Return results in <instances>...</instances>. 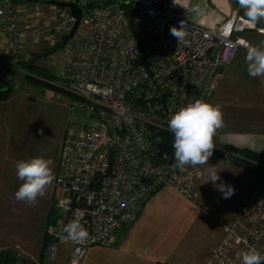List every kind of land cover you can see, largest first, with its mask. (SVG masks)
Returning <instances> with one entry per match:
<instances>
[{
	"label": "built area",
	"instance_id": "obj_1",
	"mask_svg": "<svg viewBox=\"0 0 264 264\" xmlns=\"http://www.w3.org/2000/svg\"><path fill=\"white\" fill-rule=\"evenodd\" d=\"M52 1L0 0V70L30 75L72 98L52 182L53 219L43 233L50 238L45 258L54 260L58 245L69 244L70 262L78 264L89 247L117 244L157 191L197 199L201 165L172 167L167 121L197 99L210 102L236 52L253 46L246 34L264 36V19L249 24L238 0L211 28L178 16L172 0H56L81 9L83 30L63 42L61 64L46 76L20 63L71 31L75 17ZM182 21L186 35L178 42L170 29ZM77 108L89 113L87 122L73 116ZM242 201L204 264H242L250 248L264 255V176ZM76 219L87 239H67L64 228ZM16 257L12 264H42Z\"/></svg>",
	"mask_w": 264,
	"mask_h": 264
},
{
	"label": "crops",
	"instance_id": "obj_2",
	"mask_svg": "<svg viewBox=\"0 0 264 264\" xmlns=\"http://www.w3.org/2000/svg\"><path fill=\"white\" fill-rule=\"evenodd\" d=\"M171 6L172 11L178 16L189 19L203 28H211L228 17L233 3L231 0H175L174 4L172 0ZM246 36L250 38L253 46H260L264 42V36L255 32H249ZM246 53L247 49H239L236 52L209 102L221 105L224 119V125L217 130L213 143L214 147L230 145L247 148L264 156V76L257 78L249 76L245 61ZM13 76L14 74L0 70V91L8 87L13 91L8 82L10 80L13 83ZM1 101L3 100L0 99ZM1 135L0 184L4 165L11 161L15 162L16 158L12 157V143L9 142L12 136L10 133ZM213 165L217 171L226 170L228 175L236 173L237 176H241L243 173L249 184L248 188L259 181L257 175L238 169L227 162ZM207 167L201 165L199 177L202 179L199 182L204 180L203 187L209 184L205 183L208 179ZM162 190L164 189L149 198L137 220L129 228L121 230L117 244L111 247L98 245L89 247L78 264H204L210 251L222 238L223 223L219 224L218 229L213 230V238L206 240L204 235L199 239L197 237L199 230L193 229L190 225L191 221L195 222V216L198 215L193 211V203L183 197V199L179 197L182 201H173L170 196L162 195ZM249 190L245 189L240 200ZM234 213L232 214L235 215ZM52 219L53 217L50 221ZM0 250H3L2 245ZM70 251L71 245L59 244L55 259L51 261L44 256L41 263L71 264Z\"/></svg>",
	"mask_w": 264,
	"mask_h": 264
},
{
	"label": "rangeland",
	"instance_id": "obj_3",
	"mask_svg": "<svg viewBox=\"0 0 264 264\" xmlns=\"http://www.w3.org/2000/svg\"><path fill=\"white\" fill-rule=\"evenodd\" d=\"M50 2L51 0H47ZM83 26H79L73 38L75 41L80 38ZM253 36V34H249ZM50 44L34 47V53L41 52ZM61 51H53L46 56H39L35 59L38 66L44 69L53 70L59 64L57 61ZM24 74L14 73L9 85L13 91H10L9 97L0 102V134L10 133L12 139L13 155L16 157L15 162L5 164L2 169V182L0 184V246L7 254H18L25 257H39L41 245L44 238L45 226L51 222L52 201V184L48 187L46 194L39 197L36 203L29 206L26 202H17L14 198L22 181L18 180L16 175V163L21 160H27L33 157L42 156L50 158L53 161L51 165L54 176L57 170V161L61 149V144L66 133V119L68 107L72 98L65 93L56 92L43 86L29 85L24 80ZM54 89V88H53ZM56 90V89H55ZM58 91V90H57ZM73 116L77 119H83L87 122L89 113L85 108H77ZM8 117V118H7ZM42 130V132H41ZM1 135V136H2ZM8 135V134H7ZM6 135V136H7ZM215 148H218L215 146ZM214 148V149H215ZM224 148V147H220ZM231 162L223 159L219 154L213 151L208 163ZM208 166V165H207ZM241 168L244 171L253 173L258 176V183L251 187H256L262 180L264 171L257 173L252 170ZM219 172V171H218ZM238 172V171H237ZM228 175L226 170H220V180L216 183H225L231 185L235 191L230 198H223V194L209 182L203 187V181L197 184L198 197L192 202L193 211L198 215L195 216V222H190L193 229H198L197 237L200 239L205 235L206 240L213 238V230L218 229L220 223H226L232 220L238 211L245 189L249 190V184L246 176ZM162 195L170 196L173 201H182L181 196L169 189L161 191ZM180 197V198H179ZM183 199V198H182ZM240 200V203H239ZM196 202V203H195ZM235 212V213H234ZM234 213L235 215H233ZM233 215V216H232ZM49 216V220L48 219ZM193 223V224H192Z\"/></svg>",
	"mask_w": 264,
	"mask_h": 264
},
{
	"label": "clouds",
	"instance_id": "obj_4",
	"mask_svg": "<svg viewBox=\"0 0 264 264\" xmlns=\"http://www.w3.org/2000/svg\"><path fill=\"white\" fill-rule=\"evenodd\" d=\"M175 4V0H173ZM241 7L246 9V16L251 25L264 19V0H238ZM196 11L197 9H193ZM171 34L178 42L186 35L184 22L179 28L172 27ZM247 71L253 78L264 76V42L260 46H247L245 57ZM168 129L174 134V158L173 168L183 169L185 166L208 165L205 183L211 182L223 198H230L235 189L228 184L216 182L220 180L219 172L215 165L208 163L214 151L213 137L217 130L224 125L223 112L220 104H212L201 99L180 107L167 121ZM42 132V130H41ZM52 159L42 156L18 161L15 165L18 180L22 181L14 194L17 202H26L29 206L36 203L39 197L46 194L48 187L54 180V172L51 167ZM65 205L70 201H64ZM67 239L79 241L87 239L88 232L80 224L79 220H73L64 228ZM242 264H264V255L254 248L242 254Z\"/></svg>",
	"mask_w": 264,
	"mask_h": 264
},
{
	"label": "trees",
	"instance_id": "obj_5",
	"mask_svg": "<svg viewBox=\"0 0 264 264\" xmlns=\"http://www.w3.org/2000/svg\"><path fill=\"white\" fill-rule=\"evenodd\" d=\"M63 45H64L63 41H57L53 45L47 47L46 49L44 48V50H42L41 52L33 53L31 60H28L27 62H21L20 66L22 68H25L31 71L32 73L48 76L49 74H51L50 70L49 69L47 70L41 66H38L36 64L35 59H37L40 55L46 56L49 53H52L53 51L58 50ZM24 80L29 85L43 86L45 88L58 92L57 90L53 89L51 86L46 85V83L30 75H25ZM10 91L11 89L9 87L4 90H1L0 99L3 100L9 97ZM165 138L167 139V142H169L170 145L172 146L174 142V135L168 134L165 136ZM170 151H173V150H170ZM214 152L219 154L223 159L231 162L232 164L237 165L238 167H243V168L252 170L254 172H257V173H262L264 171V156L255 151H251L250 149L237 148V147H233L230 145H226L224 146V148H215ZM50 213L52 214V209L50 210ZM49 242H50V238H48L44 234L43 242L41 245L42 247H41L40 256L38 257L40 262H42L43 260L42 258L45 256V251L47 248L46 245H48ZM15 258L17 257L14 254L13 255L7 254L4 250H0V264H12L15 261L14 260Z\"/></svg>",
	"mask_w": 264,
	"mask_h": 264
},
{
	"label": "water",
	"instance_id": "obj_6",
	"mask_svg": "<svg viewBox=\"0 0 264 264\" xmlns=\"http://www.w3.org/2000/svg\"><path fill=\"white\" fill-rule=\"evenodd\" d=\"M52 3L55 5L67 7V9L70 11V13L75 17L74 25L71 29V31L66 34V36L63 38V42L67 41L68 39L72 38L73 33H75L76 29L78 28L81 20V9L73 3V2H67V1H56L53 0Z\"/></svg>",
	"mask_w": 264,
	"mask_h": 264
}]
</instances>
